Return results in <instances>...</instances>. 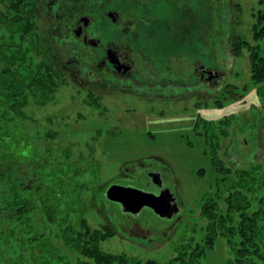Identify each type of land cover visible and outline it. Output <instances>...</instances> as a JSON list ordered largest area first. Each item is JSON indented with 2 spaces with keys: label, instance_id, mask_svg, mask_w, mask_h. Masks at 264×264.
Wrapping results in <instances>:
<instances>
[{
  "label": "rangeland",
  "instance_id": "obj_1",
  "mask_svg": "<svg viewBox=\"0 0 264 264\" xmlns=\"http://www.w3.org/2000/svg\"><path fill=\"white\" fill-rule=\"evenodd\" d=\"M9 1L0 0V129H4L0 138L10 135L7 149L10 147L14 156L21 145L19 152L23 148V161L28 165L21 164L22 170H18L27 172L25 167L32 166L37 172V181L43 182H38L40 187L36 188L38 183H34L29 189L33 192L28 198L29 215L46 228L48 242L59 246L68 264H76L78 259L97 264L66 247L61 230L67 224L81 229L82 218L91 228L112 225L108 220L119 221L120 208L98 191L119 178L123 166L154 155L170 168L166 183L183 202L181 222L158 244L131 241L113 231L100 243L101 247L107 252H124L142 260L164 262L176 256L180 247L202 244L208 221L201 215L200 204L203 196L214 189L217 179L211 152L216 153L221 165L234 178L238 168L247 171L255 167L253 175H264V81L262 84L252 81L246 46L232 45L236 37L255 44L252 26L258 0L211 1L214 8L208 24L211 31H205L204 36L217 44V60L222 63L225 78L214 95L206 90L175 102L145 96V92L131 93L116 88L102 91L79 86L66 73L55 69L48 58L45 44L51 38L47 33L51 20L45 14L34 15L24 34L18 27L26 23L25 14L7 9ZM21 1L36 2L35 7L40 8L44 0ZM218 2L222 9H218ZM8 17L13 19L11 23ZM22 50L27 52L25 61L12 62L14 55L19 58ZM261 52L264 55L263 48ZM44 61L49 64L48 68L42 67ZM14 75L23 85L20 89ZM36 75L47 76L43 78L46 87L39 82L31 83ZM230 84L235 85L231 91ZM10 117L13 119L8 122L6 118ZM209 121H214L215 128H211V134L208 131L206 138L210 141L206 143L202 132L211 127ZM5 150L2 147V154ZM130 183L145 191L148 189L144 183ZM245 193L250 199L249 210L255 209L264 199V185L258 183L252 192ZM223 195L220 194L217 203L225 211ZM51 196L53 199L47 198ZM141 220L153 230L168 224L148 208L142 210ZM233 221L234 225L239 223V213L234 214ZM230 223L227 221L226 226ZM229 240L218 234L213 247L206 250L197 264L226 263L231 255L230 247L233 249L231 240L238 239Z\"/></svg>",
  "mask_w": 264,
  "mask_h": 264
},
{
  "label": "flooded vegetation",
  "instance_id": "obj_2",
  "mask_svg": "<svg viewBox=\"0 0 264 264\" xmlns=\"http://www.w3.org/2000/svg\"><path fill=\"white\" fill-rule=\"evenodd\" d=\"M211 1L44 0L41 9L37 6L42 12H36L51 20L47 30L51 44L50 40L46 44L50 62L79 86L145 92V96L175 102L206 90L214 95L225 78L222 63L217 60V44L204 36L214 13ZM220 3L218 9H222ZM208 131L211 134L209 127L202 132L205 139ZM168 169L162 158L144 156L123 166L119 178L104 189V197L111 184L144 183L146 190L155 194L170 189L178 205L172 217L158 216L144 207L168 224L160 229L148 228L141 220L144 208L132 214L107 199L121 210L119 221L108 220L113 231L128 240L152 244L165 241L174 232L182 219L183 202L166 183L170 179ZM151 172L159 174L162 186L152 183Z\"/></svg>",
  "mask_w": 264,
  "mask_h": 264
},
{
  "label": "trees",
  "instance_id": "obj_3",
  "mask_svg": "<svg viewBox=\"0 0 264 264\" xmlns=\"http://www.w3.org/2000/svg\"><path fill=\"white\" fill-rule=\"evenodd\" d=\"M35 4L36 2L29 4L21 0H10L8 2L7 9H12L15 12L23 11L25 14L23 18L26 19V23L23 22L18 27L20 32L24 34L28 31L30 20L37 12L40 13ZM258 5L259 8L255 13V23L252 26L255 44L236 37L233 39L232 45H235V47L246 46L249 52L251 79L254 83L262 84L264 81V55L261 52L262 48L264 49V0H258ZM1 13L0 24H2ZM39 13L37 15H40ZM230 15L232 16L233 14L230 13ZM12 20L10 17L7 18L8 23H11ZM1 52L2 50H0V72H2ZM35 52L40 53L39 50ZM26 55L27 52L22 50L19 52V58L14 55L15 58L13 57L12 62L25 61ZM42 64L43 68H48L49 66L45 61ZM46 71L48 70L46 69ZM14 77L16 82L19 83L18 89H20L23 85L21 81H17L16 75ZM44 77L47 76L41 75L39 78V75H36L31 80V83L39 82L46 87L43 82ZM37 78L39 79L37 80ZM229 87H231L229 90L231 91L235 85L230 84L228 85ZM38 88L41 89L40 87ZM43 89L44 87L41 90ZM0 116L2 117V113ZM12 119V117L6 118L8 122ZM208 123L211 126L210 128H215L214 121H209ZM3 130L0 129V132H3ZM5 130L8 131V128ZM9 136L7 133L0 138V264H68V258L59 246L48 242L49 236L46 228L41 225L39 220L37 221L36 218L29 215L31 206H29L28 198L33 195V192L29 189L34 187V183L42 181H37L38 178L35 176L37 172L32 170L33 168L31 169L32 166L25 167L27 172L22 171L21 173L18 170V168L22 170L21 164H28L23 161V148L21 149V154L19 152L21 145L14 152L16 153L15 156L10 151V147L7 149ZM208 139L206 138V141ZM2 147L6 149L3 154ZM211 157L213 169L217 173V179L214 189L203 196L200 204L201 215L208 221L202 244L198 242L196 246L180 247L176 256L164 262L156 259L142 260L130 257L124 252L112 253L103 250L100 243L111 236L113 229L107 225L101 228H91L85 225V221L82 218L81 229H76L70 224L63 227L61 236L64 245L71 247L74 251H79L97 264H197L200 262L202 255L206 253V250L213 247L215 237L220 234L227 236L230 240L231 238L238 239L237 241L231 240L233 249L230 247V258L224 264H264V199L259 204V207L249 210L250 199L245 193L246 191L252 192L253 186L258 183L264 185V175L260 177L253 175L252 171L255 167L247 171H241L238 168L235 169L237 176L234 178L229 170L221 165L214 151L211 152ZM30 164H32V161L29 162ZM13 166H17L16 171L13 170ZM38 187H40L39 183L36 185V188ZM27 190H29L28 193ZM98 193L104 197V188H101ZM220 194H224L223 197L227 205L225 211H222L217 203L219 198H221ZM47 198L53 199V196ZM68 211L69 209L66 212ZM235 213H239V223L237 225L233 224ZM227 221L232 224L230 223L226 226ZM258 261H261V263ZM76 264L89 263L78 259Z\"/></svg>",
  "mask_w": 264,
  "mask_h": 264
},
{
  "label": "water",
  "instance_id": "obj_4",
  "mask_svg": "<svg viewBox=\"0 0 264 264\" xmlns=\"http://www.w3.org/2000/svg\"><path fill=\"white\" fill-rule=\"evenodd\" d=\"M153 184L162 186L158 173H149ZM108 200L118 202L122 211L139 213L144 207L153 210L158 216L170 218L178 212L177 200L170 189L165 188L155 194L134 186L111 184L106 189Z\"/></svg>",
  "mask_w": 264,
  "mask_h": 264
}]
</instances>
